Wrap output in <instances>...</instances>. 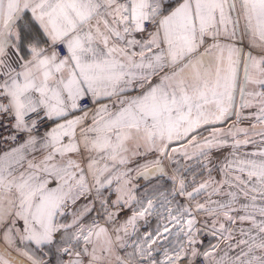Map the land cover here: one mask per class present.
Returning a JSON list of instances; mask_svg holds the SVG:
<instances>
[{
  "label": "snow or ice",
  "instance_id": "obj_1",
  "mask_svg": "<svg viewBox=\"0 0 264 264\" xmlns=\"http://www.w3.org/2000/svg\"><path fill=\"white\" fill-rule=\"evenodd\" d=\"M0 264H264V0H0Z\"/></svg>",
  "mask_w": 264,
  "mask_h": 264
}]
</instances>
